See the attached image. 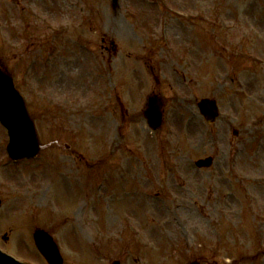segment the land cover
I'll return each instance as SVG.
<instances>
[{
	"label": "rangeland",
	"instance_id": "374dc122",
	"mask_svg": "<svg viewBox=\"0 0 264 264\" xmlns=\"http://www.w3.org/2000/svg\"><path fill=\"white\" fill-rule=\"evenodd\" d=\"M0 60L42 146L13 162L0 124L2 250L48 264L41 228L64 264H264V0H0ZM232 70L259 77L243 107L217 86ZM204 98L220 106L213 125Z\"/></svg>",
	"mask_w": 264,
	"mask_h": 264
},
{
	"label": "water",
	"instance_id": "95a60500",
	"mask_svg": "<svg viewBox=\"0 0 264 264\" xmlns=\"http://www.w3.org/2000/svg\"><path fill=\"white\" fill-rule=\"evenodd\" d=\"M199 107L209 122L216 116L214 103L203 100ZM147 116L154 129L161 124V104L157 95L150 97ZM0 122L9 130L10 143L8 152L13 159L33 158L40 151L35 123L31 119L25 102L15 89L13 78L0 64ZM212 160L199 161L198 166H210ZM1 206V201H0ZM35 241L50 264H63L58 247L44 231L35 233ZM0 264H21L0 251ZM197 264V263H193Z\"/></svg>",
	"mask_w": 264,
	"mask_h": 264
},
{
	"label": "flooded vegetation",
	"instance_id": "af4514ba",
	"mask_svg": "<svg viewBox=\"0 0 264 264\" xmlns=\"http://www.w3.org/2000/svg\"><path fill=\"white\" fill-rule=\"evenodd\" d=\"M103 49L106 50V51H110V49L108 47H105L104 45H102ZM242 75V71H228L226 72V74L224 75L225 77H223V79H225L226 81L225 82H219L217 84L218 87H223L225 89V92L224 94L226 95V99L229 100V99H232L234 98L233 96H236V98H238L239 100V103H240V107L244 106L243 102L246 98L244 97H241L239 94L240 92L244 89V80L243 78L241 77ZM213 84H215V81H213ZM64 85H65V82H64ZM225 86H227L225 88ZM216 88V87H215ZM215 93V89L213 91ZM117 100H118V97H117ZM236 110H239V108H237ZM247 110H246V115L245 117H242L240 119V117L238 115H231L229 118H228V121L234 123V122H237V121H240L242 125H244L245 121H242L243 118H247ZM246 120V119H245ZM240 134V132H239ZM260 139H262L264 137L263 134H261L260 136ZM263 140V139H262Z\"/></svg>",
	"mask_w": 264,
	"mask_h": 264
},
{
	"label": "bare ground",
	"instance_id": "6f19581e",
	"mask_svg": "<svg viewBox=\"0 0 264 264\" xmlns=\"http://www.w3.org/2000/svg\"><path fill=\"white\" fill-rule=\"evenodd\" d=\"M202 213H205V212L202 210Z\"/></svg>",
	"mask_w": 264,
	"mask_h": 264
}]
</instances>
